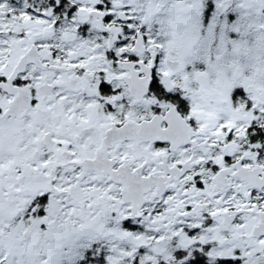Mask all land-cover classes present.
<instances>
[{"label": "snow or ice", "instance_id": "1", "mask_svg": "<svg viewBox=\"0 0 264 264\" xmlns=\"http://www.w3.org/2000/svg\"><path fill=\"white\" fill-rule=\"evenodd\" d=\"M0 264H264V0H0Z\"/></svg>", "mask_w": 264, "mask_h": 264}]
</instances>
